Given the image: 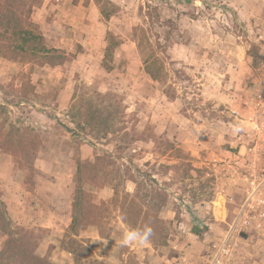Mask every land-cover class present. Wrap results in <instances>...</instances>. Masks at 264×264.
Listing matches in <instances>:
<instances>
[{
	"label": "rangeland",
	"instance_id": "obj_1",
	"mask_svg": "<svg viewBox=\"0 0 264 264\" xmlns=\"http://www.w3.org/2000/svg\"><path fill=\"white\" fill-rule=\"evenodd\" d=\"M108 1L117 8L109 20L95 0H44L34 12L48 45L75 57L64 65L23 66L0 58V111L42 139L33 170L0 149V198L9 218L42 237L39 256L74 263L64 241L70 238L78 164L116 153L121 144L117 135L83 141L68 131L80 84L118 96L129 130L143 140L117 153L120 164L132 160L169 193L160 215L166 245L122 246L127 226L114 213L108 238L94 226L79 229L76 239L93 260L208 264L228 238L229 264H264L262 232L233 230L248 203L264 200V0ZM151 54L163 62L165 85L146 72ZM22 72L30 73L31 83L21 81ZM151 137L178 145L203 175H165L162 166L176 162L155 152ZM86 188L98 202L114 195L110 187ZM126 189L134 193L136 184L127 182ZM6 239L0 232V250Z\"/></svg>",
	"mask_w": 264,
	"mask_h": 264
},
{
	"label": "trees",
	"instance_id": "obj_2",
	"mask_svg": "<svg viewBox=\"0 0 264 264\" xmlns=\"http://www.w3.org/2000/svg\"><path fill=\"white\" fill-rule=\"evenodd\" d=\"M102 7V15L109 20L117 8L108 0H95ZM44 0H0V58L23 66L64 65L75 57L64 50L50 47L40 26L34 21V12ZM111 7L110 11L103 6ZM111 45L107 56L111 57ZM146 72L162 84H167V72L163 62L156 54H151L145 61ZM112 67L107 66V71ZM24 84L31 83L30 73H20ZM3 109V108H2ZM68 116L74 128L69 132L83 141L90 137H108L117 135L121 144L116 153L97 156L94 162H80L75 175V195L72 205V223L69 227L71 253L75 255L73 264H103L93 260L76 239L82 226H94L102 238L111 236L108 227L111 217L116 213L127 228L149 225L153 229L151 242L164 246L168 234L165 222L161 218L162 210L167 206L169 193L162 188L154 175L142 172L133 166L132 160L120 164L123 153L134 143L143 141L138 132H131L125 121V110L122 102L114 93L103 94L85 85H77L69 108ZM155 152L161 156L172 157L173 165H163L165 175L174 171L180 180L201 177L203 171L195 168L191 156L175 143L162 138H150ZM42 146V139L30 128L17 127L0 111V149L24 162L33 170L37 153ZM125 167V169H123ZM142 177V178H140ZM136 184V191L129 192L126 183ZM87 186L100 189L110 187L114 195L110 201H97L92 190ZM194 233L201 232L194 228ZM0 232L6 236V242L0 250V264H55L49 257H41L37 251L42 237L34 230L15 225L8 216L7 206L0 198ZM70 250V248L68 249Z\"/></svg>",
	"mask_w": 264,
	"mask_h": 264
},
{
	"label": "built area",
	"instance_id": "obj_3",
	"mask_svg": "<svg viewBox=\"0 0 264 264\" xmlns=\"http://www.w3.org/2000/svg\"><path fill=\"white\" fill-rule=\"evenodd\" d=\"M253 197V194L251 198ZM254 200V199H251ZM263 206V208H260ZM256 212V214H252ZM241 228L243 230L254 229L262 232L264 235V200L256 199L255 203L251 205L248 203L236 222L233 225V230ZM232 257V250L228 244V238L216 247V250L212 253L209 258L208 264H229Z\"/></svg>",
	"mask_w": 264,
	"mask_h": 264
},
{
	"label": "clouds",
	"instance_id": "obj_4",
	"mask_svg": "<svg viewBox=\"0 0 264 264\" xmlns=\"http://www.w3.org/2000/svg\"><path fill=\"white\" fill-rule=\"evenodd\" d=\"M153 229L149 225L137 228H127L122 235V246L145 247L150 245Z\"/></svg>",
	"mask_w": 264,
	"mask_h": 264
},
{
	"label": "bare ground",
	"instance_id": "obj_5",
	"mask_svg": "<svg viewBox=\"0 0 264 264\" xmlns=\"http://www.w3.org/2000/svg\"><path fill=\"white\" fill-rule=\"evenodd\" d=\"M217 206H219L220 208H222L223 204L217 202Z\"/></svg>",
	"mask_w": 264,
	"mask_h": 264
}]
</instances>
